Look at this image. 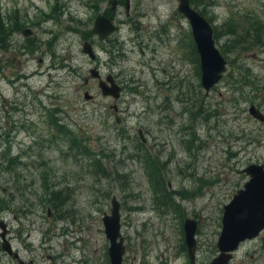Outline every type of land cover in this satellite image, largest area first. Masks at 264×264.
<instances>
[{"label":"rangeland","instance_id":"374dc122","mask_svg":"<svg viewBox=\"0 0 264 264\" xmlns=\"http://www.w3.org/2000/svg\"><path fill=\"white\" fill-rule=\"evenodd\" d=\"M194 1L228 60L208 94L178 0H131L129 15L125 0L116 11L108 0H0L12 31L0 47V223L21 254L3 249L0 225V264H111L114 197L123 264H192L186 218L198 224L194 264L219 254L224 206L249 180L243 169L264 164V121L249 112L264 113V0ZM101 13L119 25L105 41L92 31ZM94 67L113 74L119 99ZM229 264H264V230Z\"/></svg>","mask_w":264,"mask_h":264},{"label":"water","instance_id":"95a60500","mask_svg":"<svg viewBox=\"0 0 264 264\" xmlns=\"http://www.w3.org/2000/svg\"><path fill=\"white\" fill-rule=\"evenodd\" d=\"M108 3L111 10L118 9L119 0H108ZM178 3L179 12L187 18L192 29L193 39L200 56L202 86L208 94L223 79L228 67V60L217 44L213 23L192 4L191 0H178ZM125 6L129 15L131 0H125ZM118 28L119 25L114 20L101 13L96 17L92 31L93 34L98 35L101 41H105ZM22 33L24 36H30L33 34V29L24 28ZM82 51L92 60H96L98 57L94 45L88 40L84 42ZM90 74L92 78L99 79V86L104 95L120 98L122 87L116 82L113 74H108L104 79L97 67L90 69ZM91 96L88 91L85 92L87 99H90ZM114 108L118 110L117 105H114ZM249 112L256 119L264 121V113L255 104L250 106ZM117 121L121 122L119 116H117ZM139 135L144 142L147 141L142 129H139ZM243 171L250 178L244 187L234 194L232 200L224 206L222 231L218 239L220 252L210 264H229L241 243L258 237L264 230V164L252 163ZM49 214H51L50 211ZM103 221L107 237L110 240L111 264H123L126 246L121 233V204L116 197L112 199L111 214L106 213ZM0 225L5 230L1 233L3 249L13 258L19 257L7 240L6 224L0 223ZM197 227L198 224L194 218L185 219L186 243L192 264L196 260ZM23 264L25 263L23 262Z\"/></svg>","mask_w":264,"mask_h":264},{"label":"trees","instance_id":"16d2710c","mask_svg":"<svg viewBox=\"0 0 264 264\" xmlns=\"http://www.w3.org/2000/svg\"><path fill=\"white\" fill-rule=\"evenodd\" d=\"M191 2L196 7L195 1L194 0H191ZM200 12L205 15V12L204 11L201 10ZM107 16H109V15H107ZM208 19L211 21L210 18H208ZM254 24H256V22L255 21H252L251 22V27L248 29L250 41H255V40H258L260 36L262 37V33H259V34L257 33V31L260 30V29H257V27H255V28L252 27ZM6 25H7V23L5 22V20L0 19V35H2V37H3L2 39H0V47H6L8 45L9 37L11 36V32L12 31H10L6 27ZM214 28H215V37H216V40H217V39H219V33H218L217 27L215 25H214ZM251 37L253 38V40L251 39ZM193 46H194L195 53L197 55V61H199V57H198V54H197L198 53L197 52V48H196V46H195L194 43H193Z\"/></svg>","mask_w":264,"mask_h":264},{"label":"flooded vegetation","instance_id":"af4514ba","mask_svg":"<svg viewBox=\"0 0 264 264\" xmlns=\"http://www.w3.org/2000/svg\"><path fill=\"white\" fill-rule=\"evenodd\" d=\"M119 7V6H118ZM105 14V13H104ZM106 15V14H105ZM119 29V28H118ZM118 110H119V108H118ZM118 110H116V111H118ZM116 113V112H115ZM117 115H118V113H116ZM19 253V252H18ZM20 254V253H19ZM20 256H21V254H20ZM20 256L19 257H17V259L20 261Z\"/></svg>","mask_w":264,"mask_h":264}]
</instances>
